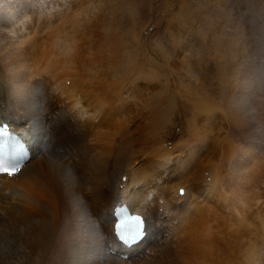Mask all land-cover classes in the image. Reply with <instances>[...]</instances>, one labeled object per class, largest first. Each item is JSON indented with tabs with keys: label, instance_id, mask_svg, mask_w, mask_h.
I'll return each instance as SVG.
<instances>
[{
	"label": "rangeland",
	"instance_id": "374dc122",
	"mask_svg": "<svg viewBox=\"0 0 264 264\" xmlns=\"http://www.w3.org/2000/svg\"><path fill=\"white\" fill-rule=\"evenodd\" d=\"M263 29L264 0H0V56L13 62L15 71L56 45L52 39L59 31L81 32L76 38L86 58L94 43L96 53L115 55L121 97L137 104L129 112L138 115L130 128L137 139L132 143L138 144L131 146L139 149L130 156L139 180L163 175L158 167L165 165L177 185L174 194L185 196L180 205L187 192L217 184L211 200L206 191L197 195L213 210L203 209L198 225L201 237L212 232L202 244L212 250L214 264L221 262L222 251L228 264L258 259L264 264V72L252 68L264 64ZM193 121L200 140L187 132ZM163 127L166 137L160 135ZM144 138L153 141L142 150ZM161 141L168 152L165 163L150 147ZM128 154L124 157L131 159Z\"/></svg>",
	"mask_w": 264,
	"mask_h": 264
},
{
	"label": "bare ground",
	"instance_id": "6f19581e",
	"mask_svg": "<svg viewBox=\"0 0 264 264\" xmlns=\"http://www.w3.org/2000/svg\"><path fill=\"white\" fill-rule=\"evenodd\" d=\"M75 26L71 23V29ZM80 34L55 32L50 37L56 45L50 44L38 61L20 66L21 70H13V62L0 56V123H7L30 152L14 177L0 175V264H137L141 260L142 264H214L212 250L206 247L212 232L206 230L203 238L198 225L203 209L213 210L197 195L206 191L211 200L217 184L210 181L206 189L187 192V201L180 205L185 196L175 195L177 185L171 183L165 165L158 167L166 172L163 175L139 180L130 156L139 149L131 146L137 139L130 128L138 115L129 112L137 104L126 95L121 97L115 55L107 58L101 51L96 53L94 43L93 53L86 58L87 50H80L76 38ZM252 68L264 72V64L254 63ZM194 121L187 132L200 140L199 130L192 131ZM142 131H138L141 136ZM160 135L166 137V128H160ZM144 139L142 150L149 140ZM163 144L150 147L153 156L166 161ZM127 152L131 159L124 157ZM152 192V199L145 202ZM221 199L228 210L227 198ZM124 205L145 220V237L130 248L117 241L113 228L114 209ZM169 219L177 223H167L171 224L167 229ZM222 226L225 241L228 225ZM220 255L219 264L230 262L225 252Z\"/></svg>",
	"mask_w": 264,
	"mask_h": 264
},
{
	"label": "snow or ice",
	"instance_id": "6c2138e0",
	"mask_svg": "<svg viewBox=\"0 0 264 264\" xmlns=\"http://www.w3.org/2000/svg\"><path fill=\"white\" fill-rule=\"evenodd\" d=\"M7 134L6 132L4 133ZM20 172L19 163L11 164V166H7L5 162L0 161V174L7 175L8 177H14L17 173ZM125 180L127 177L124 178ZM181 194H183V189H181ZM133 223L135 224V229H130L127 231H122L120 234V239L126 243L131 244L132 242L138 240L144 235L143 230V220L141 216H126L121 220L120 228H123L124 225Z\"/></svg>",
	"mask_w": 264,
	"mask_h": 264
},
{
	"label": "clouds",
	"instance_id": "9594fccd",
	"mask_svg": "<svg viewBox=\"0 0 264 264\" xmlns=\"http://www.w3.org/2000/svg\"><path fill=\"white\" fill-rule=\"evenodd\" d=\"M153 195H154V192L149 193V195H148V197H147V199H146L145 202L150 201V200L152 199V196H153Z\"/></svg>",
	"mask_w": 264,
	"mask_h": 264
}]
</instances>
